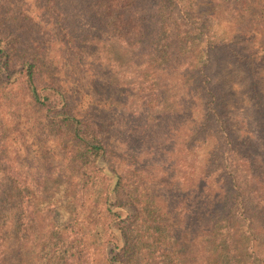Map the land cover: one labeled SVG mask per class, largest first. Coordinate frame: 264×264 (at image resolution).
<instances>
[{"label": "rangeland", "instance_id": "rangeland-1", "mask_svg": "<svg viewBox=\"0 0 264 264\" xmlns=\"http://www.w3.org/2000/svg\"><path fill=\"white\" fill-rule=\"evenodd\" d=\"M106 1L0 0V33L13 31L20 38L22 48L11 70L37 62L39 91L58 92L62 116L94 122L108 148L107 173L127 174L130 184L147 179L160 184L185 174L192 157L176 152V145L185 138L186 126L181 131L154 127L163 139L151 144L147 140L159 121L152 122L147 113H167L160 118L165 126L169 113L199 117L192 103L203 83L197 70L203 64L210 82H222L232 91L246 117L244 131L257 136L264 122V45L253 38L251 27L244 28L255 10L252 1L213 0L214 7L209 0H198L195 15L190 11L178 18L167 11L171 3L141 0L144 32L138 37L133 29L114 25ZM126 8L121 7L116 18H135L132 8ZM184 31L189 32L182 37ZM237 53L255 56L254 66L238 60ZM3 72L0 264H68L64 252L71 244L73 224L85 237L89 264H113L108 254L115 243L106 211L112 199L108 180L101 174L88 176L95 173L83 163L86 146L76 137L74 125L51 119L42 99L32 96L22 80L13 77L10 82ZM257 74L263 78L259 84ZM149 191L165 193L155 186ZM158 203L163 209L162 198ZM184 226L141 233L143 248L132 264H201L204 228ZM121 248L117 251L122 255Z\"/></svg>", "mask_w": 264, "mask_h": 264}, {"label": "trees", "instance_id": "trees-1", "mask_svg": "<svg viewBox=\"0 0 264 264\" xmlns=\"http://www.w3.org/2000/svg\"><path fill=\"white\" fill-rule=\"evenodd\" d=\"M140 1H106L108 14L116 20L114 25L118 29H121V25L123 29H133L136 37L144 32L138 12ZM159 1L171 3V10L167 11L178 18L181 13L186 16L190 11L195 15L198 8L195 6V1L198 4V0ZM250 1L255 10L250 11L251 16L244 28L251 27L255 31L253 38L264 45V0ZM209 2L216 6L213 0ZM173 6L178 12L173 10ZM121 7H127L128 12L132 8L135 18H116ZM52 8L56 10L54 2ZM255 13L258 14L256 19ZM119 15L121 16L120 13ZM166 27L169 25L166 24ZM188 32L184 31L182 37ZM21 48L20 38L13 31L0 33V58L4 59L0 73L3 70L5 74L8 73L7 79L10 82L14 81L13 77L22 80V85L32 96L43 100L51 119L71 122L76 137L86 146L83 163L95 173L88 176L97 178L101 174V177L108 180V191H112V199L106 211L111 217L109 222L115 237V243L110 245L108 254L113 264H132L131 260L142 251L144 238L141 233L144 231L157 234L162 228L169 227L171 230L172 224L178 228L180 223L191 230L197 226L204 228L203 254L199 258L201 264H264V122L259 123L257 136L246 133L243 120L246 117L242 118L243 111L239 110V103L234 100L232 91L227 90L222 82H210L206 65L197 69L203 76V83L201 80L196 89L197 100L194 99L192 103L194 108L195 103L197 104L199 117H195V113L186 116L169 113L166 118L169 123L165 126L160 118L167 113H147L152 122L158 120L162 125L153 126L148 143L161 144V130L181 131V126H186L185 138L177 143L176 146L180 148L176 152L186 151L187 156L192 157L191 165L186 164L187 171L184 175L176 174L160 184L150 179L130 184L131 176L122 175L117 170L106 172V166H109L108 148L94 122L91 119L75 121L67 114L62 116L64 113L59 107L58 92L54 88L45 89L44 93L39 91L37 62L29 61L28 66L11 70L12 62L16 60ZM236 57L238 60H246L252 67L253 60H256L255 56L239 53ZM252 76H257V84L263 79L258 74ZM163 119L165 118L161 120ZM154 127H158L160 131ZM12 176L20 182L15 174ZM83 176L86 183L91 182V179ZM153 186L161 188L165 193H151L149 189ZM159 198L163 199V209L159 203L156 204ZM75 228L76 225L73 224L69 229L72 240L64 252L65 260L68 264H89L85 237ZM117 229L121 234H115ZM198 245L192 247L196 248ZM119 246L122 247L121 251L125 248L122 255L117 251ZM1 247L0 238V256Z\"/></svg>", "mask_w": 264, "mask_h": 264}]
</instances>
